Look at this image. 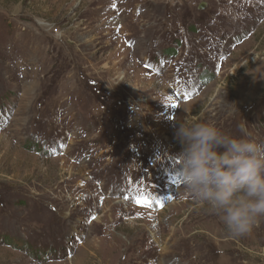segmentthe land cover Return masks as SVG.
<instances>
[{
  "label": "rangeland",
  "instance_id": "rangeland-1",
  "mask_svg": "<svg viewBox=\"0 0 264 264\" xmlns=\"http://www.w3.org/2000/svg\"><path fill=\"white\" fill-rule=\"evenodd\" d=\"M185 118L264 140V0H0V264H264L184 190Z\"/></svg>",
  "mask_w": 264,
  "mask_h": 264
},
{
  "label": "clouds",
  "instance_id": "clouds-1",
  "mask_svg": "<svg viewBox=\"0 0 264 264\" xmlns=\"http://www.w3.org/2000/svg\"><path fill=\"white\" fill-rule=\"evenodd\" d=\"M239 129L240 136H229L210 122L185 118L174 132L184 190L219 215L234 236L264 217V140L243 124Z\"/></svg>",
  "mask_w": 264,
  "mask_h": 264
},
{
  "label": "snow or ice",
  "instance_id": "snow-or-ice-1",
  "mask_svg": "<svg viewBox=\"0 0 264 264\" xmlns=\"http://www.w3.org/2000/svg\"><path fill=\"white\" fill-rule=\"evenodd\" d=\"M138 203H139V201H138Z\"/></svg>",
  "mask_w": 264,
  "mask_h": 264
}]
</instances>
